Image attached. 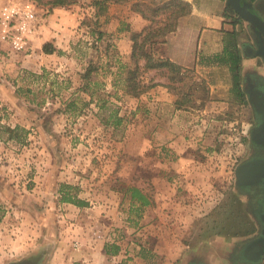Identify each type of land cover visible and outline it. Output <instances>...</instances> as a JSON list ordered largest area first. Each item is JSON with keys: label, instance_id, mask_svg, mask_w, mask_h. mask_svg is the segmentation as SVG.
<instances>
[{"label": "rangeland", "instance_id": "1", "mask_svg": "<svg viewBox=\"0 0 264 264\" xmlns=\"http://www.w3.org/2000/svg\"><path fill=\"white\" fill-rule=\"evenodd\" d=\"M93 1L9 2L32 4L34 19L25 49L0 40L15 56L19 87L16 103L0 98V264H88L82 257L95 238L117 255L106 264L242 263L231 242L259 223L236 178L252 154L250 106L200 113L207 81L182 68L174 81L140 73L148 89L134 96L126 82L132 34L150 22L134 12L138 0L104 9ZM177 3L189 11L183 0H139L163 18ZM166 39L154 58H166ZM16 127L19 141L10 139ZM129 187L150 204L132 205ZM61 188L86 205L60 202Z\"/></svg>", "mask_w": 264, "mask_h": 264}, {"label": "crops", "instance_id": "2", "mask_svg": "<svg viewBox=\"0 0 264 264\" xmlns=\"http://www.w3.org/2000/svg\"><path fill=\"white\" fill-rule=\"evenodd\" d=\"M15 1L0 0V9L3 5ZM183 1L188 3L189 11L187 15L178 19L175 31L166 39V58L183 71H192L198 81L203 83L204 79L207 81L208 101L201 107L200 113L208 115L210 112L225 110L229 106L240 108L245 104L254 105L249 98L264 95V62L261 57L254 54L256 46L251 26L228 11L226 0ZM244 1L250 3L255 13L264 21V0ZM230 51L236 52L240 58L238 75L242 97L233 96L231 66L228 61ZM14 59L15 56L9 46L0 41V98L9 104H14L18 100L19 87H14L11 83L14 80L11 79L15 71ZM211 61L212 63H209ZM24 64L23 61L21 65ZM216 74L218 75L212 78V75ZM204 75L207 78H204ZM248 89L252 92L248 93ZM163 97H156V99ZM203 122L209 123V119L204 116L201 123ZM245 191L244 195L247 198L253 197V193L247 189ZM260 237L261 234L258 235L257 231L253 235L240 237L238 242L232 240V254L236 259L238 255L243 257L242 263L239 264H263V255L248 253L250 251L247 250V247ZM101 240V238H95L94 249L91 250L89 245V249L83 254L82 258H85L86 263L106 264L109 259L112 260L117 256L106 253L104 247L108 246ZM234 262L237 263V260Z\"/></svg>", "mask_w": 264, "mask_h": 264}, {"label": "trees", "instance_id": "3", "mask_svg": "<svg viewBox=\"0 0 264 264\" xmlns=\"http://www.w3.org/2000/svg\"><path fill=\"white\" fill-rule=\"evenodd\" d=\"M37 4L43 6H49L50 9L53 8H64L73 5L76 0H33ZM130 0H94L93 5L99 8H105L109 3H126ZM137 1V0H135ZM134 12L140 15L144 20L150 22L148 27L142 30L139 33L132 34V46H131V53H130V61L132 67L128 71V75L126 77V82L131 87L134 96H138L140 93H143L144 90L148 89V87L144 88L141 85V82L138 80V76L140 73H144L147 71H158L162 72V74L166 75L168 79L171 81L176 80V76L180 75L181 68L175 64H173L167 58H154L153 47L154 45H163L165 43L166 36L174 31L175 29V22L173 20L175 17L184 16L187 12L183 8L180 3L175 4L173 7L171 5L167 6V10L170 12L169 16L162 15V11L160 8L157 7H148L142 8L141 4H139V0L135 2L133 5ZM173 8H176L178 12H174ZM164 13V12H163ZM176 14V15H175ZM174 16V17H173ZM173 22V23H172ZM101 35V33H99ZM100 38V37H99ZM42 51L44 54L50 55L55 52V48L52 44L47 43L44 44L42 47ZM228 61L230 63V73L232 76V92L239 97H242L243 94L240 91L239 87V64L240 58L238 54L235 52H231L228 54ZM90 69V68H89ZM164 71V72H163ZM90 70L87 71L86 75L88 76ZM83 77H86L85 75ZM144 88V89H143ZM114 119L112 125L118 128L120 123L122 122L121 118H117L114 115L112 117ZM17 130L19 128H15L9 130L11 134L10 139L15 141H19L18 136L16 135ZM67 190L71 187L66 186ZM65 188L60 189V202H66L73 204L78 207H84L86 204L77 199L75 196H72L69 191H65ZM126 192L130 195V202L132 205L138 204L140 209L141 207H146L150 204L148 197L143 194L138 188L129 187L126 189ZM113 253L118 251L117 247L112 248ZM105 252L109 253L107 248H105Z\"/></svg>", "mask_w": 264, "mask_h": 264}, {"label": "water", "instance_id": "4", "mask_svg": "<svg viewBox=\"0 0 264 264\" xmlns=\"http://www.w3.org/2000/svg\"><path fill=\"white\" fill-rule=\"evenodd\" d=\"M226 7L230 13L236 14L251 26L253 31L256 50L254 54L261 57L264 62V21L255 13L250 3L244 0H226ZM249 101L255 105V101L249 98ZM251 141L256 145H264V122L255 126L250 132ZM236 178L239 185H257L264 178V164L259 161H250L241 164L236 168ZM264 223V216L260 217ZM264 230L261 237L254 241L246 249L257 255H264Z\"/></svg>", "mask_w": 264, "mask_h": 264}, {"label": "built area", "instance_id": "5", "mask_svg": "<svg viewBox=\"0 0 264 264\" xmlns=\"http://www.w3.org/2000/svg\"><path fill=\"white\" fill-rule=\"evenodd\" d=\"M34 19L32 4H5L0 9V40L9 43L13 51L25 49L26 34Z\"/></svg>", "mask_w": 264, "mask_h": 264}, {"label": "flooded vegetation", "instance_id": "6", "mask_svg": "<svg viewBox=\"0 0 264 264\" xmlns=\"http://www.w3.org/2000/svg\"><path fill=\"white\" fill-rule=\"evenodd\" d=\"M252 92V90L248 89V93ZM255 99V105H250L251 113L253 117L254 126L264 122V95L252 97V100ZM252 128V129H253ZM252 154L248 160L250 161H259L264 164V145H256L254 142L252 144ZM244 189H247L251 193H253V197L250 198L252 201V207L254 209L255 217L259 220L258 223V235L261 234L262 230H264V223L260 221V217L264 216V178L260 180V183L257 185H240ZM255 218V219H256ZM264 257V255H263ZM264 264V260H263Z\"/></svg>", "mask_w": 264, "mask_h": 264}]
</instances>
